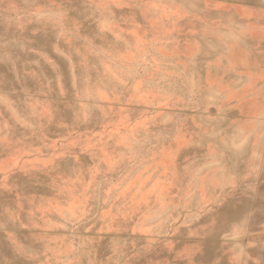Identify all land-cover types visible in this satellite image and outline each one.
Instances as JSON below:
<instances>
[{
    "label": "clouds",
    "instance_id": "1",
    "mask_svg": "<svg viewBox=\"0 0 264 264\" xmlns=\"http://www.w3.org/2000/svg\"><path fill=\"white\" fill-rule=\"evenodd\" d=\"M0 264H264V0H0Z\"/></svg>",
    "mask_w": 264,
    "mask_h": 264
}]
</instances>
